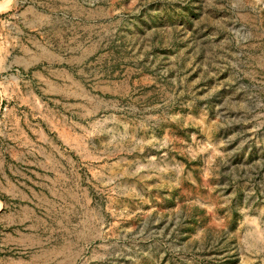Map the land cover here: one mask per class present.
<instances>
[{"label": "rangeland", "instance_id": "1", "mask_svg": "<svg viewBox=\"0 0 264 264\" xmlns=\"http://www.w3.org/2000/svg\"><path fill=\"white\" fill-rule=\"evenodd\" d=\"M0 264H264V0H0Z\"/></svg>", "mask_w": 264, "mask_h": 264}]
</instances>
